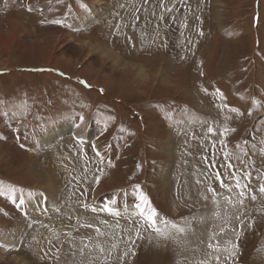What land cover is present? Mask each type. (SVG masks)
Returning <instances> with one entry per match:
<instances>
[{"label": "rangeland", "instance_id": "rangeland-1", "mask_svg": "<svg viewBox=\"0 0 264 264\" xmlns=\"http://www.w3.org/2000/svg\"><path fill=\"white\" fill-rule=\"evenodd\" d=\"M7 33L0 193L27 201L29 215L0 196L2 264H200L202 242L184 240L201 231L206 214L208 264L215 255L225 264L223 248L236 243L227 264H264V197L245 200L243 228L213 216L223 217V196L236 195L215 180L217 169L226 174L225 152L238 176L252 174L251 187L264 183V0H0V36ZM15 127L28 137L18 148L29 161L14 154ZM73 132L81 139L90 132L95 144L78 145ZM42 141L52 142L48 151L35 148ZM91 148L99 155L85 153ZM101 152L114 154L113 163ZM208 185L222 193L219 209ZM138 192L169 222L167 231L188 226L179 246L147 229ZM41 196L46 212L33 203ZM221 227V251L213 252L209 238Z\"/></svg>", "mask_w": 264, "mask_h": 264}, {"label": "snow or ice", "instance_id": "snow-or-ice-1", "mask_svg": "<svg viewBox=\"0 0 264 264\" xmlns=\"http://www.w3.org/2000/svg\"><path fill=\"white\" fill-rule=\"evenodd\" d=\"M28 10L31 11V8H29ZM56 23H59V21H56ZM200 34L203 35L202 32ZM216 93L218 96L223 98V94L220 92L219 89H216ZM225 107H227V105H225ZM230 111L237 113V115H243V113H241L239 109L236 108H230ZM251 114L252 113L249 112V115ZM225 131H227V129ZM232 131L235 130L232 129ZM208 132L212 133L213 129L209 128ZM221 135H223V133H221ZM221 143L223 144V141H221ZM262 153H264V150H262ZM97 155H99L98 152ZM244 155H247V152H245ZM235 159L239 161L241 164L244 163V161L241 160L239 156H236ZM223 161L224 163H222L220 167L226 169V174H222L219 171V169H217L214 174L215 180L219 182L220 189L226 190L229 194L235 191L236 195L235 197H233L232 195L223 196V199L227 206L223 210V217L221 211H214L213 216L215 218H223L225 224H227L230 219L234 218L237 221H241V228H243L242 215L244 214L240 212V209L244 207L245 200H250L252 202H255L258 199V195L260 197H264V183H260L257 188H253L251 187L253 178L250 172L243 171L242 174L238 176L235 164L233 163L231 155L228 152H225L223 154ZM213 166L215 167V165ZM242 180L244 181V183L241 182ZM97 182H99V178H97ZM136 188L139 189V185H137ZM207 192L211 193L212 201L216 205V208L219 209L220 204L219 201L216 200V197L222 195V193L218 192L211 185L207 186ZM136 199L139 201V203L135 204V209L137 210L138 215L142 218L143 223L147 227V229H150L151 232L154 233L157 237H163L166 240H172L179 246L181 243V238L187 235V232L189 230L188 226L171 223L170 225L171 231H167V229L169 228V222L167 220L161 221L159 219V214L157 213L156 209L151 206L148 197L144 195L142 192H138ZM204 199L208 200L209 197L205 196ZM21 203H23L22 200ZM229 208L236 209V212L233 213L232 216H229L228 214ZM105 210H110V209L106 208ZM93 211L96 210L93 209ZM203 222H204V218L202 217L201 223ZM252 223H254V221ZM161 224L164 225L163 228L160 226ZM87 226L91 227V225H87ZM249 227H251V224H249ZM96 231L99 233L100 229L97 228ZM232 231H235V229H232ZM225 234H226V228L221 227L218 234H214L209 238L210 242L208 243L207 247L213 252H220L221 247H220V242L217 239V235H225ZM136 235L137 238H142L139 231H137ZM238 238L239 237L237 235V240ZM213 240L215 241V243L211 242ZM229 243L231 242L229 241ZM113 247H115V245H113ZM237 249H238V243L232 244L231 249L227 247L223 248V251L228 252L229 257H234ZM100 251L103 252L104 249L100 248ZM229 257L225 258V264H227V259ZM214 261L215 264H220L221 256L215 255ZM200 264H208V260H201Z\"/></svg>", "mask_w": 264, "mask_h": 264}, {"label": "crops", "instance_id": "crops-1", "mask_svg": "<svg viewBox=\"0 0 264 264\" xmlns=\"http://www.w3.org/2000/svg\"><path fill=\"white\" fill-rule=\"evenodd\" d=\"M17 124V123H16ZM80 125H81V119L80 118H77V119H75L74 121L72 120V126H71V128L72 129H74V130H78V128L80 127ZM91 128H92V126H91ZM50 129H48L47 127H46V125H44L43 126V129L41 130V132H43V133H47V131H49ZM14 133H13V137L14 136H16V137H18L19 136V139L18 140H16V143L18 144V146L20 145H22L23 144V142L25 141V140H27V138L28 137H24V140H23V138L22 139H20V136H21V132H20V130H19V127H15L14 128ZM93 133V132H92ZM91 133V134H92ZM18 134V135H17ZM34 134V132H31V133H29V136H32ZM73 134H75V137L77 138V139H73V140H75L76 142H78V143H80V144H78V145H83V146H88V147H90V146H93L94 144H95V139L94 138H90V132H89V134H88V132H86L85 133V137L83 138V139H81V136H78V135H76V133H72V135H71V137L73 136ZM35 135V134H34ZM62 139V137L59 139V140H61ZM42 139H36L35 141H33V143H35V144H37V142L38 141H41ZM58 140V141H59ZM49 141V140H48ZM43 142V141H42ZM77 144V143H76ZM48 145H52V142H48ZM48 145L47 144H45L44 142H43V144H38V145H36L35 146V148H43L44 150H47L48 151ZM115 145H117L116 144V142H115ZM21 148H23L22 146H21ZM92 149V148H91ZM36 150V149H35ZM98 150H99V148H98ZM97 150V151H98ZM91 151L93 152V149L92 150H89V149H86V152L85 153H91ZM110 153H111V150H110ZM110 153L108 152V156L110 155ZM93 154H95V155H97V153H94L93 152ZM100 155H104V159L102 160V162L103 163H106L107 165L108 164H111V163H113V159L115 158V155L113 154L112 156H107V155H105L104 154V152H101L100 153ZM62 158V157H61ZM82 161H83V159H81ZM85 162L87 161L86 160V158H85V160H84ZM77 192L79 191V190H76ZM0 196H3L4 197V199H6V200H8V202L9 203H11L12 202V200L14 199V197L13 196H11V194H7V193H2ZM42 197V200H41V198H40V200L39 201H36V200H34V204L36 205V208H37V210H39V211H44V212H46V197H44V196H41ZM96 199V198H95ZM94 199V200H95ZM78 201V203H79V205H82V204H84L85 202H82V204L79 202V200H77ZM92 202H94V201H91L90 203H92ZM12 205H13V209L16 211V212H19L20 214H22V215H25V216H28L29 214L27 213L28 211H27V206H28V204H27V201H24L23 203H20V202H17V201H15V202H12ZM37 205H41V206H37ZM17 207V208H16ZM0 262H2V261H0ZM2 263H4V262H2Z\"/></svg>", "mask_w": 264, "mask_h": 264}, {"label": "bare ground", "instance_id": "bare-ground-1", "mask_svg": "<svg viewBox=\"0 0 264 264\" xmlns=\"http://www.w3.org/2000/svg\"><path fill=\"white\" fill-rule=\"evenodd\" d=\"M106 10V9H105ZM222 12V11H221ZM219 15H220V13H218ZM101 15V14H100ZM102 16V15H101ZM101 18V17H100ZM89 20V19H88ZM220 20V19H219ZM9 27V26H8ZM60 37V39H65L66 38V36L65 35H60L59 36ZM13 39V35H12V38H10L9 36H8V33L6 34V35H3V36H0V43L1 44H4V43H7L8 41L10 42L11 40ZM20 43V42H19ZM8 44V43H7ZM21 44V43H20ZM1 46V45H0ZM10 49V48H9ZM16 50V49H15ZM35 51V50H34ZM34 51H31L32 53H34ZM35 52H37V51H35ZM50 56V55H49ZM50 66V65H49ZM137 71V70H136ZM140 73H141V71H139ZM139 76V75H138ZM58 132V131H57ZM56 135V134H55ZM49 140V139H48ZM52 140V139H51ZM19 146L18 145H15V146H13V151H14V154L16 155V156H20L19 158H23L22 156H24V158L26 159V161H29L30 159H31V156L29 155V156H27L26 155V153L25 152H23L20 148H18ZM0 162H1V159H0ZM26 163V162H25ZM48 173V172H47ZM54 176V175H53ZM49 178V177H48ZM52 180L50 179L49 180V182H51ZM254 183V182H253ZM252 186H253V184H252ZM54 189H55V186H54ZM49 190L50 191H52L53 190V188L50 186V188H49ZM47 192V191H46ZM17 208V207H16ZM14 210V209H13ZM210 210V209H209ZM233 212L235 211V209L234 210H232ZM210 216V215H209ZM204 218V222L203 223H201L202 225L200 226L201 227V231L200 232H196V234L193 236V238H191L190 239V236H186V240H184L185 241V243H186V241H188L187 242V245H194V243L192 242V240L193 241H196L197 239L198 240H200L201 242V244H203V245H201V247H202V256L203 257H205L206 258V251H205V248H204V242L206 241V239H207V236L209 235V232H208V229H209V227L210 226H212V222H211V224H210V226L208 227V225H209V223H208V220H207V214L206 215H204V216H201L200 217V219L201 218ZM209 219V218H208ZM215 219L213 218V221H214ZM214 223H216V222H214ZM216 226V225H215ZM200 230V229H199ZM39 241H40V239H39ZM41 243V242H40ZM189 248V247H188ZM205 258L204 259H202V260H205ZM3 262V261H2ZM2 262L0 263V264H2ZM9 264H26L24 261H22V260H20L19 258H17V259H15V260H13V262L11 261Z\"/></svg>", "mask_w": 264, "mask_h": 264}]
</instances>
